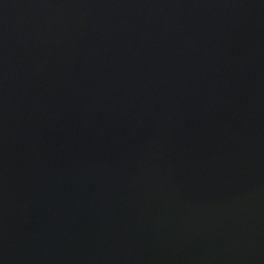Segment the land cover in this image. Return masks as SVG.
<instances>
[{
	"label": "water",
	"instance_id": "obj_1",
	"mask_svg": "<svg viewBox=\"0 0 264 264\" xmlns=\"http://www.w3.org/2000/svg\"><path fill=\"white\" fill-rule=\"evenodd\" d=\"M0 264H264V0H0Z\"/></svg>",
	"mask_w": 264,
	"mask_h": 264
}]
</instances>
